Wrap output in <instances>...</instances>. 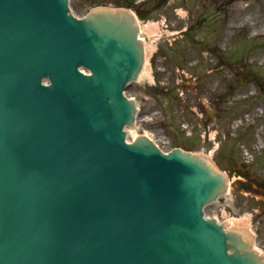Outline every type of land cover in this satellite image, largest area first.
I'll return each instance as SVG.
<instances>
[{
	"label": "water",
	"instance_id": "95a60500",
	"mask_svg": "<svg viewBox=\"0 0 264 264\" xmlns=\"http://www.w3.org/2000/svg\"><path fill=\"white\" fill-rule=\"evenodd\" d=\"M71 9L0 0V264H264L206 217L224 174L128 142L145 62L132 13Z\"/></svg>",
	"mask_w": 264,
	"mask_h": 264
},
{
	"label": "rangeland",
	"instance_id": "374dc122",
	"mask_svg": "<svg viewBox=\"0 0 264 264\" xmlns=\"http://www.w3.org/2000/svg\"><path fill=\"white\" fill-rule=\"evenodd\" d=\"M137 2L132 10L142 21L161 23L163 39L149 62L155 83H149L147 68L128 90L140 108L134 132L149 133L163 151L210 155L230 178V194L206 215L224 222L247 216L252 246L264 253V130L261 146L257 133L264 127V111L249 125L246 119L258 105L264 107V29L258 31L264 0L245 2L234 18L236 3L228 0ZM99 7L125 5L123 0H71L78 17ZM240 15L248 16L244 25L237 21Z\"/></svg>",
	"mask_w": 264,
	"mask_h": 264
},
{
	"label": "bare ground",
	"instance_id": "6f19581e",
	"mask_svg": "<svg viewBox=\"0 0 264 264\" xmlns=\"http://www.w3.org/2000/svg\"><path fill=\"white\" fill-rule=\"evenodd\" d=\"M228 1H232V3H236L234 5V13L232 14L233 15V18L238 15L239 11L241 10H245L246 7H244V3L245 2H248L249 0H228ZM241 16V15H240ZM238 17V23L240 25H244L245 22L247 21V18L248 16H241V17ZM234 25V22L232 21L231 24H230V27H232ZM264 29V22L261 24V27L258 31H262ZM149 30L150 32H148V36L150 37L151 34H155L154 32H157L159 30V28L156 26V25H150L149 26ZM154 31V32H153ZM255 32H257V30H255ZM153 50L155 51L157 46H152ZM151 48V50H152ZM149 54H150V50L147 49V56L149 57ZM147 69V64L145 65V68H144V71L142 73V75L145 73ZM142 77V76H141ZM264 111V107L263 105H258L255 109V112H251V113H248L247 116H246V119L247 121H249L248 125L250 124V121H251V118L254 117L255 115H260V113L262 112L263 113ZM240 123V122H239ZM264 130V127H261L257 133L259 134L258 137H259V146H261L262 142H263V139L262 137L260 136V133ZM146 135L148 137H151L149 133H146ZM132 137H135V134L133 133ZM249 155V154H248ZM200 156L203 157L202 154H200ZM205 158V157H204ZM207 159V158H206ZM248 223H249V218L247 216H245V218H243L242 220H239V221H233V220H230L229 222H227L225 225H226V228L227 229H230V230H234V231H242V235L245 237V238H248V239H252V235H254V233L252 231H250L248 229ZM256 251H258L256 248H254ZM260 255H262L264 257V253L263 252H260Z\"/></svg>",
	"mask_w": 264,
	"mask_h": 264
}]
</instances>
